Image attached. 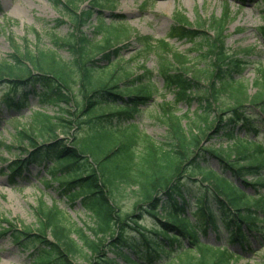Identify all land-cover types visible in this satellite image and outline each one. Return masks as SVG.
<instances>
[{
	"label": "trees",
	"instance_id": "obj_1",
	"mask_svg": "<svg viewBox=\"0 0 264 264\" xmlns=\"http://www.w3.org/2000/svg\"><path fill=\"white\" fill-rule=\"evenodd\" d=\"M49 1L78 29L89 26L94 14L114 9L117 2ZM229 20L226 10L221 17L200 19L198 28L190 29L189 19L179 12L170 36L156 42L157 47L150 37L138 38L144 49L157 52L156 71L164 90L173 91L177 103L197 102L198 112L204 114L199 116L203 125L198 134L184 128L173 106L164 104L167 141L161 146L133 124L140 108L154 95L152 71L134 74L118 61L104 73L93 62V54L99 51V60L119 57L111 38L93 44L89 36L73 31L66 40L54 35L49 47L13 41L12 53L0 57V85H7L0 97V124L6 112L20 114L29 108L32 98H38L42 106L69 104L73 86L79 87L82 97L75 103L79 113H67L70 120L34 112L29 125H20L14 135L17 146L29 140L33 151L8 164V169L14 181L31 165L47 168L51 164L48 173L58 194L67 196L73 205L82 204L94 221L89 230L102 244L91 240L83 229L65 225L62 211L42 202L37 209V232L16 227L1 231L16 245L32 247V256L37 257L34 264H72L71 259L83 249L94 254V264H234V258L253 251L249 247L253 239L264 247V143L251 137L264 134L259 129L264 128V70L258 69L254 94L235 88L244 62L226 44ZM102 26L105 23L96 28L98 36H102ZM112 32H117L115 39L121 37L119 30ZM259 32L264 41V26ZM173 38L189 40L191 52L209 63V69L194 71L188 66L189 56L171 51ZM66 47L72 53L67 62L58 55ZM243 53L247 56L250 50ZM203 79L209 82L203 84ZM222 95L228 96V104L220 103ZM210 114L214 115L211 122ZM123 123L131 126L122 131ZM58 128L73 131L68 141L56 136ZM201 135L234 144V155L203 148ZM38 136L49 140L35 142ZM0 146L10 151L16 147L1 141ZM213 161L219 172L210 168ZM249 177L254 182L245 180ZM45 185L53 186L49 180ZM122 185L137 189L134 211L127 215L118 205ZM249 189L254 193L249 194ZM223 232L227 233L225 242ZM211 233L215 243L208 240Z\"/></svg>",
	"mask_w": 264,
	"mask_h": 264
},
{
	"label": "rangeland",
	"instance_id": "obj_2",
	"mask_svg": "<svg viewBox=\"0 0 264 264\" xmlns=\"http://www.w3.org/2000/svg\"><path fill=\"white\" fill-rule=\"evenodd\" d=\"M226 10L230 15L226 30V44L232 52L238 53L244 62V70L240 76L235 78L234 86L238 89L244 87L249 94H254L258 69L264 70V41L259 32L260 27L264 26V2L262 0H246L245 2L236 0H117L114 9H103V15L94 14L90 25L80 29L74 26L69 17L56 9L49 0H0V57L4 58L12 53L13 41L20 44L27 43L29 46L41 45L43 48L49 47L54 35L66 40L73 31L74 35L89 36L93 44H104L105 38H112V46L118 48L119 57L112 58L110 61L99 60L101 57L99 54L101 51H99L93 54L95 57L93 62L104 73H107L111 69L110 67L113 69L117 60L122 63L124 70L134 74H141L145 69L152 71L151 83L155 88L153 98L136 114L134 122L138 125L141 133L149 136L161 146L167 141V125L163 121L162 111L164 104L173 106L174 114L180 117L184 128L196 130L198 134H200V127L203 125L199 119L202 113L198 112L197 102L177 103L174 92L164 90L162 79L156 71L157 52L155 49L151 51L144 49L143 43L138 38L150 37L155 41V47H157L156 42L170 36L173 20L177 13L183 12L192 24L188 25L189 28L196 29L200 19L212 15L221 17ZM102 23H105V27L99 28L102 30V36H98L96 28ZM56 25L60 26L56 27ZM114 28L121 30L122 37L114 39L118 37L117 33H111ZM169 43L172 52L189 56L191 64L187 65H191L190 67L195 69L194 71L209 69V63L202 62L195 52H191L193 47L189 40L173 38L169 40ZM248 50H250V54L245 56L243 52ZM58 55L66 62L70 61L72 57L69 47L58 51ZM207 82L209 79H203L202 83L206 84ZM6 88L7 85H0V97L3 96ZM72 90L74 96L69 99V104L42 106L38 98H32L30 110L24 111L23 116L18 113L8 114V112L3 115L5 122L0 124V141L16 145V147H13L11 151L0 147V264L36 263L37 257L36 254L32 256L34 252L32 247L16 245L7 233L3 234L1 231L16 227L18 229L29 228L31 231L37 232L39 224L37 209L42 202L48 208L58 207L66 219V222L63 220L65 225L81 228L91 240L98 241L99 244L101 242V239L95 237L94 233L89 230V227L94 225V221L89 218L82 204L78 201L73 205L67 196L58 194L57 184L48 173L51 164L47 168L31 165L24 171L23 177H17L14 181L10 180L11 171L8 169V164L17 158L29 157L30 152L33 151L31 149L33 145L29 140H23L18 143L19 147L17 146L14 135L18 132V127L23 124L29 125L35 111L70 120L67 113L78 114L79 110L75 103L76 100L80 101L82 98L78 86H73ZM229 102L227 95L220 97V103L228 104ZM202 115L204 116V114ZM213 120L214 115L210 114L209 122ZM55 123L61 125L59 121H55ZM67 126L71 128V125ZM259 129H261L260 132H264L263 127ZM71 132L73 133V131L58 128L56 136L66 142ZM206 132L207 130L204 131V133ZM263 136L264 134L257 138V135L254 134L251 137L264 143ZM201 138L203 139V148L232 152L234 155V144L218 141L216 137L206 139L204 135H201ZM42 140H49V138L38 136L34 139L35 142ZM210 168L219 172V166L215 161L210 164ZM46 180L53 184L51 188L46 187ZM245 180L249 183L254 182L250 177ZM209 184L216 187V183L210 182ZM120 188L123 196L118 198V205L121 207L123 215L131 214L134 211V203L138 200L137 189L134 186L126 185H122ZM247 191L249 194L254 193L252 189ZM261 192L264 194V190ZM192 208L195 209V207ZM60 218L62 219V216ZM47 236L51 240L49 233ZM72 236L80 243L77 235L73 234ZM226 236L227 233L223 232L222 242H225ZM208 240L215 243V235L211 233ZM249 247L253 251L234 258V264H264V247L258 245L256 239H253ZM235 251L242 253L236 249ZM93 256L94 254L83 249V253L77 254L71 259V262L72 264H94L91 259Z\"/></svg>",
	"mask_w": 264,
	"mask_h": 264
},
{
	"label": "bare ground",
	"instance_id": "obj_3",
	"mask_svg": "<svg viewBox=\"0 0 264 264\" xmlns=\"http://www.w3.org/2000/svg\"><path fill=\"white\" fill-rule=\"evenodd\" d=\"M2 1V0H1Z\"/></svg>",
	"mask_w": 264,
	"mask_h": 264
}]
</instances>
